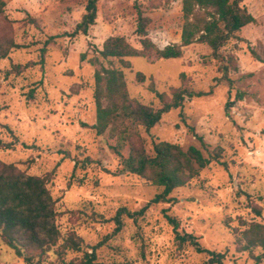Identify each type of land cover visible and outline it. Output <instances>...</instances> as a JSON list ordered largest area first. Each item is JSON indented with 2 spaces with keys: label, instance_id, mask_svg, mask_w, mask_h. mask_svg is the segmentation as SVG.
<instances>
[{
  "label": "rangeland",
  "instance_id": "rangeland-1",
  "mask_svg": "<svg viewBox=\"0 0 264 264\" xmlns=\"http://www.w3.org/2000/svg\"><path fill=\"white\" fill-rule=\"evenodd\" d=\"M1 1L5 7L0 46L13 42L19 47L0 58V141L10 143L15 136L19 144L12 150L0 149V162L46 180L62 237L76 234L82 240L79 251H64L62 258L78 262L97 248L98 264H204L206 254L176 239L166 220L169 215L179 221V233L193 235L203 248L224 254V264H255L248 252L241 251L237 238L251 223L264 224V64L251 54L255 50L264 57V0H245L256 23L220 51L226 62L234 59L232 85L223 79L220 62L204 44L185 47L181 59L129 58V69L116 60L101 61L123 71L131 98L154 108L160 102L149 91L151 82L169 96L181 87L210 94L187 98L182 108L164 115L151 130L133 131L150 156L159 142L184 150L197 147L206 157L221 154L224 165L213 162L189 185L176 189L170 203L159 204L150 202L162 188L124 171L129 146L121 156L112 150L116 127L101 136L91 128L97 121L98 68L91 61L111 37H123L141 48L135 34V4L151 20L148 35L159 49L180 44L182 0H101L96 25L86 36L73 34L89 0ZM138 73L146 77L144 83L137 81ZM190 128L203 138L205 147ZM148 204L143 216L125 218L122 231L113 234L119 209L134 213ZM254 208L261 210V217ZM61 243L42 264H61L57 255ZM261 253L255 251L256 256ZM0 264H25L1 238Z\"/></svg>",
  "mask_w": 264,
  "mask_h": 264
},
{
  "label": "trees",
  "instance_id": "trees-1",
  "mask_svg": "<svg viewBox=\"0 0 264 264\" xmlns=\"http://www.w3.org/2000/svg\"><path fill=\"white\" fill-rule=\"evenodd\" d=\"M100 1H88L86 13L76 26L73 35L86 36L96 25ZM244 2L245 0H182L184 24L181 43L166 46L164 49H159L149 38L147 28L151 20L145 16L141 6L135 4L137 14L135 34L139 37L141 48L133 47L123 37H111L98 52V57L91 61L92 65L98 66L95 72L94 94L97 121L91 128L101 136L111 127H116V145L112 147V150L121 156V151L127 145L129 146V155L123 158L124 171L142 178L154 187L162 188V192L156 195L150 204L170 203L172 193L176 189L189 185L201 170L213 162L224 164L218 152L206 157L197 147L184 150L181 146L168 142L155 143L154 154L150 156L144 146L138 144L140 136L138 133H133L134 129L143 127L151 130L161 122L164 115L182 108L187 98H202L210 94L189 91L181 87L174 89L169 96L158 92L151 82L149 91L160 102V107L154 108L131 98L123 71L113 67L112 64L107 68L101 61L112 63V60H116L123 68L129 69L130 63L126 59L134 57L149 60L181 59L185 47L204 44L211 49L213 57L220 62L223 79L232 85L229 75L234 59L230 57L226 62L220 51L236 38L237 33L242 29L256 23L254 16L243 5ZM4 7V2L0 0V15L3 14ZM18 47L13 42L5 48L0 46V58L5 59L10 48ZM46 51V48L41 50L42 64ZM251 54L258 62L264 64L263 56L255 50H251ZM15 71L18 74L21 73V67L17 66ZM182 77L185 76L182 75ZM136 79L139 83L146 81V77L141 73L137 74ZM5 127L13 134L10 128ZM190 130L194 132L193 128ZM195 137L205 147L203 138L197 134ZM18 144V138L14 136V140L10 143L0 141V149L12 150ZM22 145L27 147L24 143ZM150 204L134 213L127 208L119 209L113 218L116 225L113 234L116 235L122 231L125 218L136 219L143 216ZM253 212L257 217L262 216L259 208H254ZM57 217L56 201L47 189L45 179L27 175L12 164L0 162V238L4 244L11 248L17 257L23 259L25 264H42L51 249L57 247L61 241L60 248L57 250L61 264H98L97 248H93L90 254L85 253L82 260L78 262L62 258L64 251H79L82 240L76 234L62 237L56 224ZM166 220L173 227L180 244L189 243L197 253L208 256L204 264H224V254L203 248L193 235L179 233L180 223L176 218L166 215ZM239 236L237 242L241 251L248 252L255 264H262L264 224L253 222ZM257 249L262 250L258 256L255 255Z\"/></svg>",
  "mask_w": 264,
  "mask_h": 264
}]
</instances>
